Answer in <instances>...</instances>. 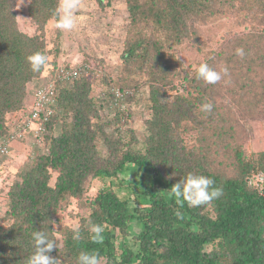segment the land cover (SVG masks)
<instances>
[{
	"label": "trees",
	"instance_id": "trees-1",
	"mask_svg": "<svg viewBox=\"0 0 264 264\" xmlns=\"http://www.w3.org/2000/svg\"><path fill=\"white\" fill-rule=\"evenodd\" d=\"M125 1L130 27L118 87L124 96L117 98L112 88L111 105L121 109L133 99L125 87H149L152 117L143 145L132 130L131 139L122 135L120 110L104 122L106 94L94 97L87 76L57 80L55 113L40 138L48 152L20 172L7 194L0 264H27L35 231L56 241L50 255L60 264H78L80 253L93 251L101 264H264V153L248 158L236 139L239 116L264 113V0ZM57 4L31 0L36 34L29 35L19 28L16 0H0V142L8 137L10 115L26 110L32 82L46 71L33 73L26 58L42 52L54 67L52 78L60 71L62 31L51 47L46 38ZM232 19L239 29L226 32L219 46L201 38L200 27ZM188 42L204 56L202 63L226 67L228 74L216 84L198 80L196 69L180 60ZM205 103L213 105L211 112L202 110ZM113 121L118 133L107 132ZM223 156L235 161L234 176ZM189 172L212 178L223 194L200 207L179 206L168 189ZM94 179L103 186L87 198ZM73 200L89 208L79 240L73 228L57 226ZM93 224L104 229L100 244L90 239Z\"/></svg>",
	"mask_w": 264,
	"mask_h": 264
},
{
	"label": "rangeland",
	"instance_id": "rangeland-1",
	"mask_svg": "<svg viewBox=\"0 0 264 264\" xmlns=\"http://www.w3.org/2000/svg\"><path fill=\"white\" fill-rule=\"evenodd\" d=\"M30 3L31 0H16L17 20L21 31L35 35L36 26L29 17ZM79 4V8L74 13L76 27L72 31H62V53L57 60V69L60 71L52 78L54 67L50 64L46 66L44 77L32 82L26 110L23 113L21 111L10 115L12 119H10L8 137L15 131L18 123L27 118L25 113H28L29 107L34 102L35 90L50 81L56 82L58 76L66 70L84 68L85 70L81 74L87 76L92 82V95L99 99L106 94L107 98L103 103V108L100 107V115L104 122L114 120L119 110L123 117L124 126L121 130L119 124L113 121V125L107 128V132L118 133L120 130L127 139H131L133 137L131 133L134 132V136L140 142L138 144L140 148L146 134V122L152 117L149 87L144 86L139 89L125 87L126 92L134 96L133 99L126 100L121 109L119 106L112 107L111 105L112 88L119 89L120 79L123 76V53L130 27L128 5L125 0H103L102 3L99 0H79ZM233 20H220L200 27L201 38L210 45L216 46L217 44L219 46L226 32H234L239 29ZM56 30L49 22L46 27L49 47L55 41ZM203 59L204 56L191 42L185 43L180 49V60L186 68L196 69ZM239 119L236 138L239 150L248 158L264 153V113L252 118L239 116ZM59 131L60 124H57L53 134H58ZM8 137L3 142L7 141ZM40 143L33 136H25L11 142V154L0 158V223L3 222L8 209L7 194L11 185L18 179V175L23 169L33 165L39 155L48 152V146ZM220 159L224 162L223 167L226 168V171L234 176L237 171L235 161L225 156ZM54 183L55 179L52 180V184ZM102 186L103 183L100 180H90L86 186L87 198L94 197ZM88 215L89 208L82 201L73 200L67 209L60 212L59 225L57 226L70 228L80 226L81 219ZM57 226L55 227L57 228ZM139 231L140 228L135 224L134 232L138 233Z\"/></svg>",
	"mask_w": 264,
	"mask_h": 264
},
{
	"label": "clouds",
	"instance_id": "clouds-1",
	"mask_svg": "<svg viewBox=\"0 0 264 264\" xmlns=\"http://www.w3.org/2000/svg\"><path fill=\"white\" fill-rule=\"evenodd\" d=\"M79 6V0H58L53 18L50 21L51 26L63 32L72 31L76 27L74 13ZM235 52L241 58L245 55L243 48H237ZM26 59L31 71L33 73H39L47 66L49 57L38 51L29 55ZM227 74L228 69L226 67L217 71L207 63H201L196 68V78L206 84H216L222 79V75L226 76ZM201 107L206 112H211L213 109L211 103H205ZM214 184V180L210 177L189 172L168 189V195L181 207L185 203L189 207H200L211 203L212 200L219 198L223 194V190L215 187ZM176 215L182 218L180 212H177ZM103 231V227L99 224H93L91 226L90 239L93 243L100 244L103 242ZM72 238L73 240L80 239L78 225L73 227ZM32 239L35 250L28 258L27 264H60V261L56 257L50 255L54 249H57V244L54 239H50L42 231L33 232ZM101 262L102 257L97 251L91 253L82 252L78 256V264H101Z\"/></svg>",
	"mask_w": 264,
	"mask_h": 264
},
{
	"label": "built area",
	"instance_id": "built-area-1",
	"mask_svg": "<svg viewBox=\"0 0 264 264\" xmlns=\"http://www.w3.org/2000/svg\"><path fill=\"white\" fill-rule=\"evenodd\" d=\"M84 68H71L62 72L58 76V80L65 81L78 78ZM117 98H123V93L115 90ZM34 102L29 107L28 116L25 120L18 123L15 131L9 135L8 140L0 144V158L7 157L11 154V142L22 139L25 136H33L40 141V138L47 131L46 124L49 123L54 115V106L56 104V82L49 83L35 90ZM28 109V107H27Z\"/></svg>",
	"mask_w": 264,
	"mask_h": 264
}]
</instances>
